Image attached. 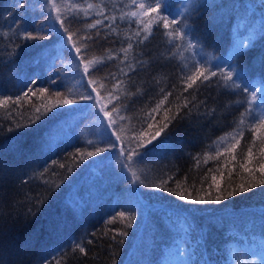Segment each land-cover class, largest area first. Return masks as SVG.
Listing matches in <instances>:
<instances>
[{"label": "trees", "instance_id": "16d2710c", "mask_svg": "<svg viewBox=\"0 0 264 264\" xmlns=\"http://www.w3.org/2000/svg\"><path fill=\"white\" fill-rule=\"evenodd\" d=\"M16 3L0 0V99L13 98L0 104V264H264V196L260 194L264 191L260 183L264 129L249 127L250 122H259L264 103L249 106L248 93L199 81L184 91L180 69L200 57L186 48V41L180 49L171 48L172 37L162 35L166 31L162 27L155 31L159 9L143 13L132 0H57L65 5L61 13L80 17L73 22V31L102 20L99 36H95L97 29L89 30L94 42L89 44L88 56L106 62L100 76L115 73L112 83L123 79L132 93L125 120L108 125L113 140L122 137L118 146L134 135L132 129L143 126L165 93L172 95L159 115L153 113L162 123L165 109L173 115L186 97L191 99L189 93L195 97L183 109V119L172 121L153 142L165 140L164 146L142 163H135L134 157L132 171L139 181L133 183L131 172L121 167L123 157L118 152L102 163L87 156L105 145L107 118L102 122L96 115L99 104L95 108L81 104L77 109L63 103L78 100L85 91L77 64L55 33L51 39H22L23 33L36 32L45 23L41 16L48 10L42 0H24L25 9L14 7ZM132 11L153 31L144 45L135 43L139 28ZM164 12L180 21L179 26L198 43L196 51L211 55L215 62L227 60L246 74L250 88L264 90V0H166ZM51 14L54 18L56 13ZM108 24L116 31L106 28ZM176 42L180 43L178 37ZM242 42L241 53L234 56ZM128 43H133L128 62L135 66L132 57L140 53L143 68L130 70L123 62L120 49ZM109 54L115 59L109 60ZM33 78L35 85L29 83ZM41 87L47 91L40 92ZM27 89L33 90L22 95ZM105 95L104 102L111 107ZM245 107L252 111L240 124ZM117 127L122 131H115ZM236 140V148L226 150ZM241 184L257 187L241 194ZM155 186L167 191H152ZM218 187L225 196L233 189L237 194L221 204L187 202L214 200ZM174 193H183L185 200ZM126 208H136V221L127 229L129 221L119 215ZM123 230L127 237L117 235ZM113 236L124 243L118 244Z\"/></svg>", "mask_w": 264, "mask_h": 264}, {"label": "snow or ice", "instance_id": "6c2138e0", "mask_svg": "<svg viewBox=\"0 0 264 264\" xmlns=\"http://www.w3.org/2000/svg\"><path fill=\"white\" fill-rule=\"evenodd\" d=\"M43 6L48 12L45 15L41 16V19L45 21L44 24L36 32L26 31L21 35V38L25 41L29 40H45L51 39L52 35L57 34V40L60 42H64L67 47V51L71 56V59L77 64V73L80 81L82 82L84 93L79 96L78 100L73 99H65L63 103L65 105H76L77 109L81 104L85 105L88 108H95L97 104H99V108L96 111V115L103 122L104 118H107V124L105 125V132L107 133V140L105 145L97 147L95 151H89L87 153L88 157H98L94 163H102L105 159H111V153L116 151L123 157V162L121 164L122 168H126L131 172V177H133V183H137L139 181V177L137 176L135 171H132V164L134 162V157L137 158L135 163H142L143 160L148 157L150 154H155L162 146L165 145V140H159L158 143H153L157 141L158 138L161 137L162 133L165 132V129L169 127L172 121L179 119H183L181 115L183 109L189 108V105L192 104V100L195 99L192 93H189V98H185V102L183 107H178L177 111L173 115H169L171 109H165L164 115L162 117V121H157L156 116L153 113L159 115L160 109L163 106L164 102L168 99V96L172 95L171 92L165 93L164 98L158 100L156 106L151 109V112L148 114V118L145 121H142L143 126L140 129H132L134 132L133 136H130L125 143L121 145H117V141H121L122 137L120 135H116L115 140L112 139L113 133L108 132V125L116 126L118 121L125 120L124 113L130 110V106L126 103L132 93L129 92L127 82L123 79H120L116 83H112L116 80L115 73H108L107 75L100 76V73L103 71L104 66H106V62L104 60H93L90 59L88 53L90 51L89 44L90 42H94V36L91 33V29H97L95 36H99L98 26L102 24V20L96 19L94 22L87 23V29L85 30H76L73 31L72 24L74 21H78L80 17L71 16L66 13H61L60 9L65 7V5L57 4V0H42ZM132 4L135 5L136 8L140 9L143 13H151L153 11L157 12L158 19L156 20V28L155 31H159L162 27L165 32L161 33L162 35H167L172 37L171 48L180 49L185 46L186 48L193 50L196 56L200 57V59L191 62V66L186 63L184 67L180 69L182 75L180 79L183 81V90L187 91L188 89H192L194 85L197 84V81L200 82V85L208 86V83L216 84L219 88L228 91V90H239L240 94L248 93L251 97L250 100L246 101V104L249 106H254L257 102L264 103V90H261L255 86H249V83L246 80V74L239 70L236 66H231L227 60L215 62L214 57L211 55L205 56L200 51H196L198 48V43H194L192 38L189 37V33L185 28L179 26L180 21H178L174 16L169 18L168 14H165L164 8L166 6V0H150V3L145 4L144 2H137V0H132ZM14 7H18L19 9H25L27 5L24 3V0H17V3ZM71 7L75 8V5ZM89 9L93 7L91 3L87 5ZM52 12H55V17L53 18ZM99 14V13H98ZM131 17L135 19L139 30L136 32L137 40L136 44L144 45L145 42L149 39L151 35H153V31L149 28V24L142 19H140V14L137 11H132L130 13ZM108 19V17H105ZM114 21V18H113ZM58 24V26H57ZM175 26V27H173ZM106 28L111 29L112 32H115L116 29L112 27V24L105 25ZM170 31H167L169 30ZM144 33L141 35V33ZM111 34V33H109ZM75 37V39H74ZM179 38L180 43L176 42V38ZM68 42H72L70 46H68ZM244 47L243 42L239 47L235 49L234 56L239 55L241 53V49ZM171 48L169 51L171 52ZM133 49V43H128L127 47H122L120 51L124 54V61L127 62V67L130 70H135V67L143 68L144 61L140 58V53L133 55L132 59L136 61V65L134 66L131 62H128V54L130 50ZM142 51V49H141ZM109 60L115 59L112 54L108 56ZM190 59V58H189ZM55 68V64L52 66ZM51 70V69H50ZM123 75H127L124 72V69H120ZM215 78V79H213ZM56 77L53 76L52 80L55 81ZM103 81V83H101ZM30 84L35 85L36 79L33 78L29 81ZM112 83V87L109 88L108 84ZM124 85L125 87H121ZM98 89H103L100 91ZM33 89H27L22 92V95H27V91H32ZM40 92H46L47 89L41 87L39 89ZM163 92V89H161ZM57 94H59L57 92ZM95 94V95H93ZM112 101L111 107H109L108 103H105L104 100L106 98ZM13 98L11 96H7L4 99H0V104H6ZM20 96L15 98V102H19ZM252 108L245 107L244 113H242V118L239 121L240 124L245 123L244 115L245 113L251 114ZM39 112V109H37ZM100 113H103L101 116ZM115 113V115H113ZM190 114V113H185ZM41 117L37 116L36 120H40ZM155 121V123H153ZM35 121H33L34 123ZM250 129L255 128H264V115L261 116L258 123H249ZM154 129V130H153ZM115 131H122L121 128H115ZM237 136H242V132H237ZM142 137H147L146 140L142 139ZM236 139V136L232 137ZM166 139V138H165ZM239 144V140H236L235 144H231L229 148L226 150H234ZM148 145H152L151 148H148ZM147 149L146 151H141V149ZM264 151V150H262ZM104 152H109V156L100 155ZM249 156L252 154V149H248ZM243 167V165H241ZM260 169L264 170V164L260 165ZM0 176H2V170H0ZM215 181V177H213ZM26 183V181H25ZM264 184V180L260 182ZM148 187L147 185H144ZM257 185L250 184L248 188H246L243 184L239 185L238 191L239 193H244L249 190V188H255ZM152 191L164 192L167 191L166 188H160L159 186H155L151 189ZM179 196L180 200H185V196L183 193H174ZM237 194V190L233 189L227 193V196L221 194V190L219 187L217 188V195L214 200L209 199H200L193 198L188 200V203L191 204H207L214 202L215 204H221L225 199H230L234 195ZM264 196V191L260 193ZM210 195V194H206ZM150 205L149 203H147ZM196 210H205L207 208H195ZM136 208H126L124 211L119 212V215L122 219H127L129 222L126 223L125 228H132L133 222L136 221ZM126 213L128 214L126 217ZM113 219H115V213L113 214ZM120 237H127L128 232L126 230L120 231L117 233ZM2 236V234H0ZM113 240H116L118 244H123V239H116V236L112 237ZM79 248L81 253L85 252V249L80 245H76Z\"/></svg>", "mask_w": 264, "mask_h": 264}, {"label": "rangeland", "instance_id": "374dc122", "mask_svg": "<svg viewBox=\"0 0 264 264\" xmlns=\"http://www.w3.org/2000/svg\"><path fill=\"white\" fill-rule=\"evenodd\" d=\"M259 111H260V113H261L262 115H264V107H261V108L259 109ZM263 129H264V128H263ZM157 240H158V241H161V236H159V238H157ZM172 247L177 248L175 244L172 245Z\"/></svg>", "mask_w": 264, "mask_h": 264}]
</instances>
